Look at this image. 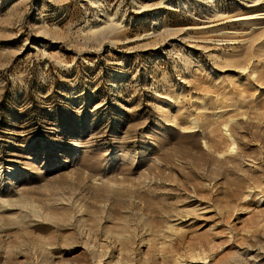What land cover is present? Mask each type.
Returning <instances> with one entry per match:
<instances>
[{"label": "rangeland", "instance_id": "obj_1", "mask_svg": "<svg viewBox=\"0 0 264 264\" xmlns=\"http://www.w3.org/2000/svg\"><path fill=\"white\" fill-rule=\"evenodd\" d=\"M248 1L0 0V189L56 223L6 219L0 264H97L94 246L115 251L109 264H177L231 235L263 248L264 206L246 196L264 195V37L214 43L252 30L234 22ZM216 16L219 31L196 29ZM252 45L243 63L227 61ZM108 170L123 178L116 191L93 185ZM185 212L198 215L192 227L170 237Z\"/></svg>", "mask_w": 264, "mask_h": 264}, {"label": "bare ground", "instance_id": "obj_2", "mask_svg": "<svg viewBox=\"0 0 264 264\" xmlns=\"http://www.w3.org/2000/svg\"><path fill=\"white\" fill-rule=\"evenodd\" d=\"M248 1V0H247ZM242 2V1H241ZM243 4V2H242ZM217 9V8H216ZM242 12L243 14H240L242 16H240L239 18H236L234 20V22H236L235 24H237L238 26H247L249 27L250 29H252L249 33H239V32H235V31H230L228 33L225 32V34H222L220 36H216L217 39L214 40V43L217 41H220V40H230L233 42V45H239V44H242V45H248V43L250 42V39L247 38V36L251 34V36L254 34L255 37L254 39H252V41H256L258 39H261L264 37V27L263 28H257V26H262L263 23H264V0H254V1H248L246 3V5L242 8ZM215 14V13H214ZM217 14V13H216ZM238 14V13H237ZM238 16V15H237ZM226 17V16H225ZM224 17V18H225ZM222 17L220 16H216V19L214 20H209V21H205L203 22V25L206 26L205 28H196V29H212L214 31H219L220 28H218L220 25H224L223 24H215V22H219L221 21L222 19H220ZM202 21V19H201ZM226 21H228L226 19ZM233 21V20H232ZM221 22H224V21H221ZM226 23V22H225ZM232 24V23H231ZM197 25V24H196ZM203 26V27H204ZM232 27V25H231ZM256 27V28H255ZM224 28V27H223ZM195 29V28H194ZM222 29V27H221ZM225 29V28H224ZM234 29V28H233ZM102 31V30H101ZM223 31V30H221ZM226 31V29H225ZM237 31V30H236ZM214 33V32H213ZM218 34V33H217ZM244 34H247V36ZM214 35V34H213ZM214 36V38H215ZM213 37V36H212ZM264 39V38H263ZM210 40V38H209ZM198 41V40H197ZM207 42V41H206ZM211 42H213L212 38H211ZM225 42H228V41H225ZM198 43V42H197ZM200 43V42H199ZM231 43V42H229ZM251 43V42H250ZM206 44V43H205ZM208 44V43H207ZM206 44V45H207ZM212 44V43H211ZM258 44V43H256ZM255 44V45H256ZM215 45V44H213ZM260 45V43H259ZM193 46V45H192ZM215 47V46H214ZM213 47V48H214ZM212 48V47H211ZM219 48V47H218ZM210 49V48H209ZM253 49H254V45L252 46H246V47H243V49L240 51V53L238 54H233V55H229V57H226L227 58V61H230V63H243L244 61H246L248 58L251 57L252 53H253ZM261 49V48H260ZM259 49V50H260ZM211 50V49H210ZM256 50V48H255ZM217 51V50H216ZM261 52V50H260ZM261 54V53H260ZM264 54V53H263ZM255 55V54H254ZM257 55H258V51H257ZM262 56V54L260 55ZM260 56H255V57H259ZM263 57V56H262ZM261 57V58H262ZM264 58V57H263ZM262 58V59H263ZM226 60V59H225ZM252 60V59H251ZM250 61V60H249ZM257 61V60H256ZM264 61V60H263ZM248 62V61H247ZM261 62V61H260ZM264 63V62H263ZM228 64V63H227ZM223 65V64H222ZM261 65V64H260ZM248 65H246L247 67ZM250 66V65H249ZM249 66L248 68H242V69H239V71L237 72V74L239 75H243L247 70H249ZM190 67V66H189ZM260 67V66H259ZM255 69V68H254ZM263 69V68H262ZM252 72V71H251ZM264 72V70H263ZM256 73L258 74L257 70H256ZM260 74L262 73L261 71L259 72ZM249 74V73H248ZM255 75V73H252ZM256 74V75H257ZM247 75V74H246ZM254 75H253V78H254ZM259 75V74H258ZM262 76V74H261ZM246 77V76H245ZM257 77V76H256ZM249 78V76H248ZM251 78H249L250 80ZM203 83V82H202ZM252 84V83H251ZM263 84V83H262ZM242 85V84H241ZM258 85V84H257ZM244 86V85H243ZM259 86V85H258ZM262 86V85H260ZM194 98V97H193ZM195 100V99H194ZM178 106V105H177ZM179 107V106H178ZM177 107V108H178ZM206 109V108H203V110ZM179 111V110H178ZM227 111V110H226ZM256 111V110H255ZM211 112V111H210ZM167 113V112H166ZM182 113V112H181ZM253 113V112H252ZM264 113V112H263ZM169 114V112H168ZM170 115V114H169ZM168 115V116H169ZM164 116V115H163ZM167 116V117H168ZM209 116V115H208ZM171 117V116H170ZM182 117V116H181ZM214 117V116H213ZM221 117V116H220ZM251 117V116H250ZM209 118V117H208ZM173 119V118H172ZM198 119V118H197ZM224 119V118H223ZM231 119V117H230ZM234 119V118H232ZM175 120V119H174ZM172 120V121H174ZM210 120V119H209ZM222 120V119H221ZM208 121V119H207ZM223 121V120H222ZM225 121H229V120H225ZM194 125V127H191V129H197L199 126H197V121L196 119L192 120L191 121ZM205 122V121H204ZM230 124H231V121H229ZM251 122V121H250ZM169 123V122H168ZM176 123V122H175ZM222 123H225V122H222ZM228 123V122H227ZM186 124V123H185ZM184 124V125H185ZM200 124V123H199ZM204 124V123H203ZM207 124V123H206ZM229 124V125H230ZM170 125V124H169ZM202 125V124H200ZM229 125L228 124H224L223 128L225 130V132H227V136L229 137V140L231 142L229 148H228V151L229 153H233L234 151H236L237 149V143L235 141V134L234 136H232V133L229 132ZM231 127V126H230ZM233 128V127H232ZM186 129H189V128H183L181 131H178V132H181L182 134H185V133H189L188 130ZM231 129V128H230ZM163 130V129H162ZM196 131L194 132H190V133H195ZM203 133V132H202ZM200 134V133H199ZM198 134V136H199ZM187 135V134H186ZM190 135V134H189ZM201 135V134H200ZM203 135V134H202ZM163 136V135H162ZM193 136V135H192ZM195 136V135H194ZM197 136V135H196ZM197 136V137H198ZM190 137V136H189ZM204 137V135H203ZM185 138V137H184ZM195 138V137H194ZM238 138V137H237ZM193 139V138H192ZM196 139V138H195ZM206 140V139H205ZM197 141V139L195 140V142ZM212 141V139H211ZM217 141V140H216ZM159 143V142H158ZM210 143V142H209ZM216 144L215 141H212L211 142V145L208 146V149L210 150L211 147ZM206 146V147H207ZM216 146V145H215ZM240 153V151H239ZM226 154V153H225ZM131 158V157H130ZM129 158V160H130ZM124 159V158H123ZM228 159V158H227ZM122 160V159H121ZM129 160H127V162H129ZM156 160V159H155ZM243 160V159H242ZM149 161V160H148ZM124 162V161H123ZM126 162V161H125ZM244 163V162H243ZM153 164L154 165H157L159 166V163L157 161H154L153 160ZM161 164V163H160ZM153 167V166H152ZM10 177H12L14 175V171H10ZM108 174L109 173V170L102 173L101 175L97 176V177H94V182H93V185H97V187L99 185L101 186H106L109 188L111 187V189H118L117 188V184L119 183H123L122 179L123 178H118L121 179V181H114V180H111L110 178H108ZM94 176V175H93ZM123 176V175H122ZM2 177H3V174H2V170H0V184L2 182ZM91 177V176H90ZM116 177V176H115ZM127 177V176H126ZM129 177V176H128ZM117 178V179H118ZM130 179V178H129ZM138 182H143V185H144V189H145V186H147V188L149 189V187L151 186H154V182L147 176V175H140L138 178ZM127 180V179H126ZM134 180V179H133ZM136 180V178H135ZM92 181V180H91ZM125 181V180H124ZM126 182V181H125ZM136 182V181H135ZM133 182V183H135ZM137 183V182H136ZM129 184V183H128ZM94 185V186H95ZM120 185V184H119ZM133 185V184H132ZM140 184L138 183L137 186H139ZM142 185V187H143ZM93 186V187H94ZM130 186V185H129ZM136 186V185H135ZM134 186V187H135ZM121 187V186H120ZM119 187V188H120ZM95 189V188H94ZM121 189V188H120ZM114 190H111V191H114ZM13 191V190H12ZM11 191V192H12ZM116 191V190H115ZM118 191V190H117ZM259 191V190H258ZM257 191V192H258ZM262 193V192H261ZM22 194V193H21ZM13 196H18L17 192H15L14 194L12 193H9V192H2L1 189H0V233L2 231H4V227H3V222L6 220V219H10V220H17L18 222H20V224H23L27 225L28 228H37L39 227L40 229V226L41 225H45V223L49 224V223H52V224H56V223H53V216L51 215V213H44L41 211V209L36 206L33 202L31 201H25L23 203H20L16 200H14ZM20 197V196H19ZM248 198H250L252 200V204H255L256 207L258 208H261L264 206V195H261L260 193H256L253 189H250L248 192H247V196ZM247 200V198H246ZM250 200V201H251ZM202 205V204H201ZM66 207V206H65ZM199 208V207H198ZM257 208V209H258ZM44 209V208H43ZM47 210V209H46ZM44 211V210H43ZM207 209L204 210V212H206ZM47 212V211H46ZM50 212V211H49ZM57 216V215H56ZM82 216V215H80ZM193 216V219L191 218ZM196 216H198L197 214H193V213H188V212H185L183 213V215H177L176 216V220L175 221H171L169 222L167 225L168 226V234L170 237H177V235L181 234L183 232V230L186 228V227H192L193 225V220L194 218H197ZM191 218V219H189ZM56 219V218H55ZM74 219V218H73ZM8 221V220H7ZM55 221H58V218L55 220ZM192 221V224H189V222ZM6 222V221H5ZM191 223V222H190ZM51 225V224H50ZM42 227V226H41ZM45 227V226H44ZM43 227V228H44ZM51 227V226H50ZM230 228V227H229ZM228 229V228H227ZM147 231V230H146ZM232 231V230H231ZM233 232V231H232ZM183 234V233H182ZM181 234V235H182ZM229 234V233H228ZM180 236V235H179ZM90 237V236H89ZM139 237V240H138V243H137V246L135 245L136 247V251L137 252H140L141 253V250L143 248H146L147 245H150L148 242H149V238L150 235L148 233H144L143 235L141 236H138ZM91 238V237H90ZM179 238V237H178ZM138 239V238H137ZM135 239V240H137ZM172 239V238H171ZM92 240V239H91ZM125 240V239H124ZM151 240V239H150ZM88 241V240H87ZM90 241V239H89ZM93 241V240H92ZM96 241V240H95ZM98 242V241H96ZM137 242V241H136ZM88 243V242H87ZM95 243V242H94ZM96 244V243H95ZM102 244V243H101ZM100 245V244H99ZM99 245H96V246H99ZM244 245V246H243ZM251 245V244H250ZM252 245H255V244H252ZM251 245V246H252ZM94 246V245H93ZM114 246V245H113ZM112 246V247H113ZM260 247L263 246V248H254V247H250L249 245H245L241 242L238 243L236 242L235 240V235H231V237L229 238V242L227 243H223L221 244L220 247V250H218L217 248L215 249V247H212L211 250L209 251H212V253H203V254H198V256L194 255L191 260H188L186 259H178L179 261H177L176 263L177 264H222V259H218L219 258V253L217 251H222L225 256V259H227V261L225 263H228L230 260V262L233 261H239L240 263L242 262L243 264H264V245H260ZM90 248V247H88ZM87 248V249H88ZM99 248L100 247H92L91 248V251L92 254L94 255V257H97L99 258V261L97 264H109V260L112 261L113 257H114V254H115V251H110V253H106V256L104 257H99ZM105 249V248H104ZM107 249V247H106ZM105 249V250H106ZM116 249V248H115ZM89 250V249H88ZM87 250V251H88ZM119 250V249H118ZM133 248V251L136 252ZM117 252V251H116ZM120 253V250L118 251ZM133 252V253H134ZM132 253V252H131ZM130 253V254H131ZM19 254V253H17ZM16 255V253H15ZM57 255V254H56ZM19 256V255H18ZM21 256V255H20ZM135 256V255H134ZM238 264V263H237Z\"/></svg>", "mask_w": 264, "mask_h": 264}]
</instances>
